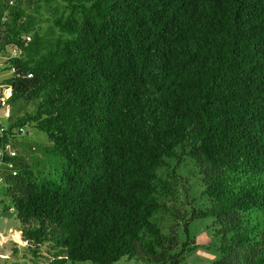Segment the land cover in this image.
Listing matches in <instances>:
<instances>
[{
	"label": "trees",
	"instance_id": "1",
	"mask_svg": "<svg viewBox=\"0 0 264 264\" xmlns=\"http://www.w3.org/2000/svg\"><path fill=\"white\" fill-rule=\"evenodd\" d=\"M13 46L6 104L35 110L0 146L30 124L64 160L54 177L17 155L2 175L34 263L179 264L188 222L211 217L212 264H264V0H0ZM186 159L208 198L189 213Z\"/></svg>",
	"mask_w": 264,
	"mask_h": 264
},
{
	"label": "rangeland",
	"instance_id": "2",
	"mask_svg": "<svg viewBox=\"0 0 264 264\" xmlns=\"http://www.w3.org/2000/svg\"><path fill=\"white\" fill-rule=\"evenodd\" d=\"M12 48L7 47L0 54V80L12 75L9 69H6L5 60L11 55ZM9 90L8 85L0 87V95L5 97ZM1 98V97H0ZM35 110V103L18 100L8 105L1 104L0 99V126L6 127L11 121L26 113H32ZM16 138L11 142V146L17 150L18 155L24 156L30 153L31 163L35 165L36 172H42L49 176L56 177L61 171L62 158L53 157L46 153V148L50 145L44 132L35 129L32 125L24 126L23 132L18 133L14 129ZM5 169V166H3ZM194 164L186 159L184 164L178 169V176L175 188V201L177 207L182 211L189 213L192 208H202L208 204V198L202 193V187L198 181V175L194 172ZM168 170H161L162 177L167 176ZM213 219L211 217L196 218L188 222V235L194 242V248L187 250L182 254L179 264H212L219 258L218 242L213 236ZM171 219L168 216L163 221L165 228L169 227ZM21 227L15 211L9 206V198L4 194L3 180L0 181V264H44L46 260L39 259L34 263L31 254L25 243L21 241L18 229ZM179 242L186 240V234L183 230L182 221L174 226ZM4 242V243H3ZM44 253V246L41 251ZM64 264H95L90 261H67ZM112 264H152L138 259L120 260Z\"/></svg>",
	"mask_w": 264,
	"mask_h": 264
},
{
	"label": "built area",
	"instance_id": "3",
	"mask_svg": "<svg viewBox=\"0 0 264 264\" xmlns=\"http://www.w3.org/2000/svg\"><path fill=\"white\" fill-rule=\"evenodd\" d=\"M17 55V48L15 46L12 47V52L10 56H16ZM14 71V68H11V72ZM10 95V91L8 90L6 92L5 97H1V104H6V100L8 96ZM9 106V105H8ZM5 130V127L0 126V134ZM20 132H23V128L19 129ZM18 155V152L16 149H14L10 144H6L5 146H0V181L3 180L2 175L5 173V171L10 172L11 174L15 175L17 173L14 162L10 160L11 158ZM6 158V160H4ZM5 166V169H3ZM4 243V242H3Z\"/></svg>",
	"mask_w": 264,
	"mask_h": 264
},
{
	"label": "crops",
	"instance_id": "4",
	"mask_svg": "<svg viewBox=\"0 0 264 264\" xmlns=\"http://www.w3.org/2000/svg\"><path fill=\"white\" fill-rule=\"evenodd\" d=\"M4 79H6V78H3L2 80H0V87L3 86V85H5V84H3ZM2 96L0 95V97H2ZM18 233H19V231H18Z\"/></svg>",
	"mask_w": 264,
	"mask_h": 264
}]
</instances>
